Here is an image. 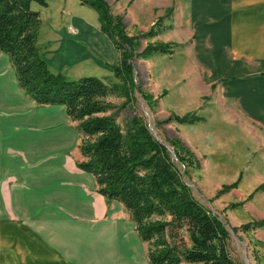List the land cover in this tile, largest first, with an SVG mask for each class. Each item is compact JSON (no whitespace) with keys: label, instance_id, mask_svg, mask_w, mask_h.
<instances>
[{"label":"crops","instance_id":"1","mask_svg":"<svg viewBox=\"0 0 264 264\" xmlns=\"http://www.w3.org/2000/svg\"><path fill=\"white\" fill-rule=\"evenodd\" d=\"M133 1H140V19L155 17L149 8L154 0ZM159 1L166 5L156 16L169 6ZM187 3L196 32L193 54L203 73L214 69L207 79L222 74L224 85L236 76L238 108L264 129V0ZM71 17L74 32L50 28L54 57L43 60L54 73L80 66L81 74L86 64L109 77L118 62L112 43L93 20ZM234 67L236 74H229ZM75 126L64 106L32 100L0 52V264H148L146 246L122 205L107 204L94 177L77 167L82 157Z\"/></svg>","mask_w":264,"mask_h":264},{"label":"trees","instance_id":"2","mask_svg":"<svg viewBox=\"0 0 264 264\" xmlns=\"http://www.w3.org/2000/svg\"><path fill=\"white\" fill-rule=\"evenodd\" d=\"M80 1L95 11L100 31L118 53L111 67L115 81L67 80L52 72L37 46L40 12L31 8H45L47 0H0V52L9 58L19 87L40 106L65 107L80 138L82 161L77 167L94 177L97 193L108 203L122 205L146 246L148 264H235L223 223L184 181L182 168L198 166L193 154L176 139L167 147L138 113L118 121L123 110L135 105L132 61L155 53L171 55L179 45L150 43L136 53L135 38L127 35L104 0ZM161 31L152 29L145 37ZM111 97L123 99L122 104L108 102ZM171 120L188 125L204 121L195 114L166 122ZM262 225L264 221L256 223Z\"/></svg>","mask_w":264,"mask_h":264},{"label":"rangeland","instance_id":"3","mask_svg":"<svg viewBox=\"0 0 264 264\" xmlns=\"http://www.w3.org/2000/svg\"><path fill=\"white\" fill-rule=\"evenodd\" d=\"M104 1L110 13L121 20L127 35L135 38L136 53L150 43L179 45L171 50V55L155 53L148 57L152 59L149 62H146L148 58L132 61L137 88L133 94L135 105L133 109L123 110L118 121L124 122L133 112L138 113L153 135L167 147L170 140H179L193 154L198 165L192 169L182 168L184 181L194 197L223 223L235 264H264V225L256 226L264 221V129L238 108L236 76L226 77L233 82L224 85L219 83L222 74L212 82L207 79L214 69L203 73L199 59L193 54L196 32L187 7L189 0H169L162 16H156V12L163 11L166 1L154 0L153 5L149 3L152 6L149 8H153L155 17L148 19V23L138 15L140 1ZM77 2L82 5L80 0H47L45 8L31 5L32 10L40 12L37 46L42 59L54 57L51 27L65 26L74 32L71 16L78 14L98 24L95 11L88 6L76 5ZM62 9L61 16L57 12ZM174 27L176 34H172ZM152 29H163L158 35H164L157 41L152 39L158 35L148 40L145 36ZM202 49L206 51L205 47ZM46 50H49L48 57L44 54ZM224 55L229 62H236L232 52L227 51V56ZM82 67L81 74L80 66L66 68L59 74L67 80L89 75L103 79L100 72L91 71L86 64ZM229 74H236V67ZM105 79L108 84L115 81L112 72ZM107 101L119 106L123 99L111 97ZM191 114L204 121L192 125L179 124L175 120L166 122L173 116ZM122 211L129 218L123 208Z\"/></svg>","mask_w":264,"mask_h":264},{"label":"water","instance_id":"4","mask_svg":"<svg viewBox=\"0 0 264 264\" xmlns=\"http://www.w3.org/2000/svg\"><path fill=\"white\" fill-rule=\"evenodd\" d=\"M159 140V139H158Z\"/></svg>","mask_w":264,"mask_h":264}]
</instances>
